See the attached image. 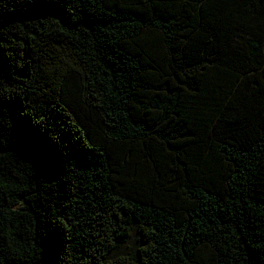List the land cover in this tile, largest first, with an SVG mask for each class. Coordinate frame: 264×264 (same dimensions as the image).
<instances>
[{
    "label": "trees",
    "instance_id": "16d2710c",
    "mask_svg": "<svg viewBox=\"0 0 264 264\" xmlns=\"http://www.w3.org/2000/svg\"><path fill=\"white\" fill-rule=\"evenodd\" d=\"M78 7L58 23L0 0L29 117L91 145L53 178L42 143L9 131L0 264H264V0Z\"/></svg>",
    "mask_w": 264,
    "mask_h": 264
},
{
    "label": "snow or ice",
    "instance_id": "6c2138e0",
    "mask_svg": "<svg viewBox=\"0 0 264 264\" xmlns=\"http://www.w3.org/2000/svg\"><path fill=\"white\" fill-rule=\"evenodd\" d=\"M82 0H35L38 9L42 10L41 15L47 18L48 15L55 16L57 22L64 19L65 14L71 19L79 13V3ZM181 5H196L204 7L212 3H229L231 0H175ZM257 3L260 0H256ZM67 23V21H65ZM264 26V15L259 21ZM162 36L163 40L168 37ZM78 71V69H77ZM11 131L18 138L38 139L46 152V167L51 171L53 178L74 159H82L88 154L83 151V147H91L85 145L84 140L77 136L75 140L71 138L70 131H61L52 124L47 113L37 110L36 105H32L31 116L23 107V102L18 98L14 82L0 64V157L10 149L5 148L4 141L7 134ZM76 141H80L77 143ZM3 161L0 160V163ZM4 177L0 174V188H7V184L3 183ZM66 224H71V220H67ZM107 255V253H105ZM0 256L3 253L0 252ZM119 257L114 254L112 264H116Z\"/></svg>",
    "mask_w": 264,
    "mask_h": 264
}]
</instances>
